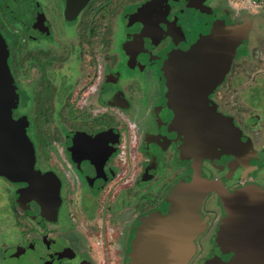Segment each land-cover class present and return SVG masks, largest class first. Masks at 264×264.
<instances>
[{
    "label": "flooded vegetation",
    "instance_id": "af4514ba",
    "mask_svg": "<svg viewBox=\"0 0 264 264\" xmlns=\"http://www.w3.org/2000/svg\"><path fill=\"white\" fill-rule=\"evenodd\" d=\"M208 1L0 0L11 114L43 179L29 193L0 174V264H130L139 220L166 211L195 167L216 187L199 205L203 227L186 264L234 252L218 238L227 208L257 198L264 214V88L254 87L264 82V41L237 46L223 79L176 108L168 58L197 40L190 28L200 19L245 13ZM195 112L231 129L233 149L206 157L184 148ZM259 235L264 249V228Z\"/></svg>",
    "mask_w": 264,
    "mask_h": 264
},
{
    "label": "water",
    "instance_id": "95a60500",
    "mask_svg": "<svg viewBox=\"0 0 264 264\" xmlns=\"http://www.w3.org/2000/svg\"><path fill=\"white\" fill-rule=\"evenodd\" d=\"M229 30L230 28H213L211 34L199 39L188 50L173 53L168 58V89L176 108L180 109L182 106L177 98L188 97L189 94L186 93L190 90L200 93L219 83L222 71L211 69L209 58L217 52V59L219 56L220 58L216 65L220 64L229 47V44L226 47L222 38L228 41L231 36ZM219 38L221 39L218 40ZM213 42L215 51L210 53ZM6 52L5 44L0 38V174L13 181L26 182V192L33 191L34 187L42 190L43 179L35 173L33 149L25 134L24 124L21 119L12 118L16 94ZM192 100L191 97L189 103ZM214 121L213 117L202 118L201 112L191 114L187 126L189 136L184 148L188 145L190 152L206 157L232 150L234 133L226 125L221 127L217 122L213 125ZM215 187V183L207 180L195 167L188 179L169 192L166 211L150 213L139 220L131 242L130 264H186L194 250L193 237L203 227L199 205L203 197ZM221 199L227 208L226 195L222 193ZM238 203L239 212L235 209L236 206L228 207L218 231L221 242L227 238L231 240L234 252L207 260L204 264H264V249L261 245L263 239L259 235L264 228V214L257 212L261 200L253 198L252 201L239 200ZM251 231L253 234H250ZM246 246L249 252L245 251Z\"/></svg>",
    "mask_w": 264,
    "mask_h": 264
},
{
    "label": "rangeland",
    "instance_id": "374dc122",
    "mask_svg": "<svg viewBox=\"0 0 264 264\" xmlns=\"http://www.w3.org/2000/svg\"><path fill=\"white\" fill-rule=\"evenodd\" d=\"M216 3H218V0H210L207 2V6L210 5L215 6ZM229 4L230 6H232L231 8L234 10V12L237 11L236 16L240 17L242 15V17L239 20L226 19L225 22L223 20H219V21L215 20L214 23L212 24L210 17L207 16L205 17V19L199 20V25H198L199 28H190V30L195 33L194 39H197L191 46H193L196 42H198L199 39H202L205 35L211 34L212 32L211 30H213V28H230L229 34L231 36L228 38V41L225 40L226 38L225 39L222 38V40L225 42L226 47L228 44L229 47H228V52L222 56L220 64L216 65V63L219 61L220 58L219 56V58L217 59V55H218L217 52L213 53V55L209 58L210 60L209 64L211 65V69L215 71L216 69L222 71L221 72L222 78L220 80L223 79L227 69L231 65L232 63L231 60L233 59V55H234V49L237 46L247 47L248 42H250L252 39H254L255 41L257 40L264 41V0H229ZM241 11L245 13L238 15L239 12ZM219 16L221 17L222 14H219L217 17ZM227 16H222V17H227ZM207 21L208 24L205 25V22ZM250 28H254V29L256 28V29L254 30V32L250 34L248 39L246 36V30H249ZM199 30L201 32H199ZM220 39L221 38H219L218 40ZM259 44L261 43H258L257 45ZM210 46H211L210 53H212L215 51V42H213ZM259 79L264 80V77L261 78L259 77L258 80ZM254 87L264 88V82L262 83L261 81H258L257 84L254 85Z\"/></svg>",
    "mask_w": 264,
    "mask_h": 264
}]
</instances>
